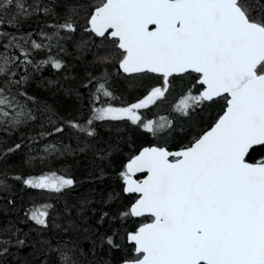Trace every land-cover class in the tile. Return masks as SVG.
<instances>
[{
    "label": "snow or ice",
    "instance_id": "obj_1",
    "mask_svg": "<svg viewBox=\"0 0 264 264\" xmlns=\"http://www.w3.org/2000/svg\"><path fill=\"white\" fill-rule=\"evenodd\" d=\"M57 7L59 0H0V134L11 135L37 119L18 99L26 96L21 88L29 80L28 66L63 67L52 56L39 65L31 59L33 51L51 48L52 43L37 42L31 39V33L17 35L4 29L18 31L35 16L57 15ZM90 7L85 31L112 43L120 57L119 68L130 75L159 74L163 86L153 87L130 106L94 107L86 124L69 122L71 127L92 137L95 131L88 126L94 121L127 119L158 135L170 125L144 121L137 110L163 97L174 75L196 74L178 108L182 114L188 115L190 109L217 98L225 101L223 114L212 126L180 150L145 147L129 159L120 173L123 191L138 197L113 219L144 217L147 222L125 233L124 245L107 237L111 248L130 250L120 264H264V158L249 162L258 155L264 157V3L100 0L96 4L91 0ZM52 27V35L43 31L40 35L49 42L55 38L56 46L63 51L60 41L70 37L62 36L61 30L75 32V24L69 17ZM20 68L25 69L23 75H18ZM100 80L106 81V77ZM100 80L96 93L112 97ZM20 147L17 143L6 151L0 148V157ZM45 151L51 154L58 150L52 146ZM137 173L146 176L133 179ZM15 180L27 188L57 194L74 185L73 179L56 171L26 179L16 176ZM11 187L7 172L0 170V193L9 192ZM51 208L48 203L33 202L25 215L47 229ZM14 228L11 223L0 226V264H4L10 246L24 247L27 243ZM63 230L78 231L79 226L69 219ZM42 243L49 244L42 249L46 256L57 254L56 264H84L86 254L78 245L69 248L67 244Z\"/></svg>",
    "mask_w": 264,
    "mask_h": 264
},
{
    "label": "trees",
    "instance_id": "obj_2",
    "mask_svg": "<svg viewBox=\"0 0 264 264\" xmlns=\"http://www.w3.org/2000/svg\"><path fill=\"white\" fill-rule=\"evenodd\" d=\"M99 2L95 0L96 4ZM90 3L91 0H59L57 15L35 16L24 22L18 31L10 27L4 29L17 35L31 33V39L53 44L51 48L33 51L31 59L35 64L39 65L49 56L63 64L61 69L51 64L39 68L28 66L29 80L21 88L26 96L18 99L32 109L37 119L11 135L0 134L2 150L17 143L21 145L17 151L0 157V170L7 172L8 183L12 186L9 192L0 193V226L14 224V231L19 229L17 235L27 242L24 247L10 246L4 264H56L57 254L52 252L46 256L42 249L46 250L49 244L42 241L60 247L78 245L86 254L84 264L89 261L92 264H119L125 252L130 250L111 248L106 243L107 237L112 236L116 243L124 245L125 233L147 221L144 217L120 220L113 217L137 198V195L123 191L120 173L125 170L126 162L143 147L154 145L157 138L126 119L94 121L88 126L95 131L92 137L71 127L69 122L86 124L94 107L106 104L130 106L143 99L153 87H162L163 79L153 73L127 75L120 70V57L112 43L85 31L88 27L85 15L92 11ZM69 17L76 31L61 30L62 36L70 37L60 41L61 51L55 38L49 42L40 32L52 35L55 31L52 26L64 23ZM14 51L18 54V50ZM105 56L109 57L106 61L102 59ZM17 72L23 75L25 69H17ZM195 75L171 77L164 98L142 111V118H165V121L171 118L174 121L175 125L165 133L166 137L159 139L172 150L188 145L223 113L225 101L220 98L204 102L195 110L190 109L188 115L178 111L176 103L188 95ZM101 77H106V81L100 80ZM97 80L106 83L112 97L96 93ZM192 92L196 94V89ZM57 128L63 131L57 132ZM52 146L58 151L51 154L45 151ZM262 158L258 155L249 161ZM51 171L73 179L74 185L57 194L30 189L15 180L16 176L26 179ZM33 202L52 205L49 228L43 229L27 219L25 213ZM69 219L79 226L78 231L63 230ZM56 224L61 227H55Z\"/></svg>",
    "mask_w": 264,
    "mask_h": 264
},
{
    "label": "rangeland",
    "instance_id": "obj_3",
    "mask_svg": "<svg viewBox=\"0 0 264 264\" xmlns=\"http://www.w3.org/2000/svg\"><path fill=\"white\" fill-rule=\"evenodd\" d=\"M165 94V93H164ZM162 98H164V96L163 97H161V98H159V99H157L156 100V102L154 103V104H156L158 101H160ZM184 98H182L180 101L178 100V102L176 103L177 105H176V107H177V109L179 108V106H180V104H181V101L183 100ZM139 102V101H138ZM137 103V102H136ZM154 104H151V105H149V106H153ZM102 106H109V104H106V105H102ZM110 106H113V105H110ZM148 106V107H149ZM101 107V106H100ZM113 107H115V106H113ZM148 107H146V108H148ZM145 108H143V109H139V110H137V113L141 116V119L142 120H144V121H147V120H153L154 122H156L157 124H159V123H166L167 125H170V127H166L165 128V130L164 131H162V132H160L158 135H156V136H154L155 138H157V140H155V142H154V145H156V146H162V147H167V145H165V143L163 142V141H160L159 139L160 138H163V137H166V135L167 134H165V133H169V131H170V129L175 125L174 124V121L171 119V118H168V120L167 121H165V118H156V119H152V118H148V117H144V118H142L143 117V113H142V111L144 110ZM127 120V119H126ZM49 173V172H48ZM34 177V176H33Z\"/></svg>",
    "mask_w": 264,
    "mask_h": 264
},
{
    "label": "water",
    "instance_id": "obj_4",
    "mask_svg": "<svg viewBox=\"0 0 264 264\" xmlns=\"http://www.w3.org/2000/svg\"><path fill=\"white\" fill-rule=\"evenodd\" d=\"M122 72H123V70L122 69H120ZM124 73V72H123ZM124 74H126V73H124ZM127 75H130V74H127ZM132 75V74H131ZM157 75H159V74H157ZM223 114V113H222ZM221 114V115H222ZM209 129V128H208ZM207 129V130H208ZM152 146H156V145H151V146H145V147H152ZM145 147H143V148H145ZM142 148V149H143ZM167 148V147H166ZM183 148V147H182ZM141 149V150H142ZM168 150H169V148H167ZM181 148H179V149H173L171 152H175V151H178V150H180ZM140 150V151H141ZM170 151V150H169ZM139 153V152H138ZM137 153V154H138ZM136 154V155H137ZM129 161V160H128ZM128 161L126 162V164L128 163ZM249 162H251V161H249ZM256 162H258V161H256ZM251 163H254V162H251ZM126 166V165H125ZM145 176H146V174H144V173H137L134 177H133V179H136V180H143L144 178H145ZM136 195H138V194H136ZM136 218H141V217H136ZM120 264V263H119Z\"/></svg>",
    "mask_w": 264,
    "mask_h": 264
},
{
    "label": "flooded vegetation",
    "instance_id": "obj_5",
    "mask_svg": "<svg viewBox=\"0 0 264 264\" xmlns=\"http://www.w3.org/2000/svg\"><path fill=\"white\" fill-rule=\"evenodd\" d=\"M170 79H171V77H170ZM170 79H169V81H170ZM158 87H161V86H158ZM169 88V87H168ZM166 93V92H165ZM165 95V94H164ZM145 222H147V221H145Z\"/></svg>",
    "mask_w": 264,
    "mask_h": 264
}]
</instances>
